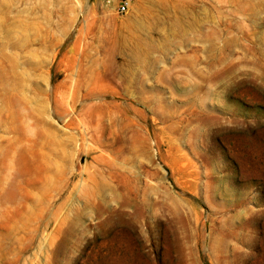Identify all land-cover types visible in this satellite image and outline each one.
I'll list each match as a JSON object with an SVG mask.
<instances>
[{
	"label": "rangeland",
	"instance_id": "374dc122",
	"mask_svg": "<svg viewBox=\"0 0 264 264\" xmlns=\"http://www.w3.org/2000/svg\"><path fill=\"white\" fill-rule=\"evenodd\" d=\"M120 1L0 0V264H264V0Z\"/></svg>",
	"mask_w": 264,
	"mask_h": 264
},
{
	"label": "bare ground",
	"instance_id": "6f19581e",
	"mask_svg": "<svg viewBox=\"0 0 264 264\" xmlns=\"http://www.w3.org/2000/svg\"><path fill=\"white\" fill-rule=\"evenodd\" d=\"M144 3V5H145V3H147V1L145 2H143ZM143 3H142V6H143ZM145 11V10H144ZM149 15H150V13L149 14H145L144 13V15H139L138 17H137V19L135 20V25L138 27V28H144V26L146 27V22H147V25H149V23H150V19L148 18L149 17ZM154 15V14H153ZM156 17V20H157V26H161V24H163V23H160V21H161V19L160 18H158L157 16H155ZM146 18H148L149 20H147L146 21ZM167 29V27L165 28V30ZM123 44L125 45V46H129V44L128 43H126V41L125 42H123Z\"/></svg>",
	"mask_w": 264,
	"mask_h": 264
},
{
	"label": "built area",
	"instance_id": "2783aa9c",
	"mask_svg": "<svg viewBox=\"0 0 264 264\" xmlns=\"http://www.w3.org/2000/svg\"><path fill=\"white\" fill-rule=\"evenodd\" d=\"M131 1L132 0H121L118 6V11L121 13H126L129 10Z\"/></svg>",
	"mask_w": 264,
	"mask_h": 264
}]
</instances>
